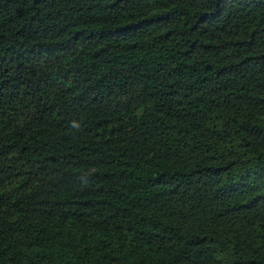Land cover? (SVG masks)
I'll list each match as a JSON object with an SVG mask.
<instances>
[{
  "label": "trees",
  "instance_id": "obj_1",
  "mask_svg": "<svg viewBox=\"0 0 264 264\" xmlns=\"http://www.w3.org/2000/svg\"><path fill=\"white\" fill-rule=\"evenodd\" d=\"M0 264H264V0H0Z\"/></svg>",
  "mask_w": 264,
  "mask_h": 264
}]
</instances>
